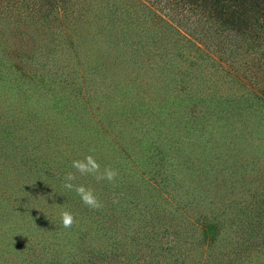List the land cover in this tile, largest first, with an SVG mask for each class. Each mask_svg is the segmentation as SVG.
Instances as JSON below:
<instances>
[{
	"label": "trees",
	"instance_id": "trees-1",
	"mask_svg": "<svg viewBox=\"0 0 264 264\" xmlns=\"http://www.w3.org/2000/svg\"><path fill=\"white\" fill-rule=\"evenodd\" d=\"M0 35V43L34 35L42 44L23 63L0 46V264H264V155L242 147L254 131L241 108L249 110L253 100L198 97L206 105L181 120L186 134L167 132L142 151L97 136L83 113L58 110L59 96L39 91L57 82L75 90L80 109L94 92L86 82L102 71L112 78L106 95L152 106L154 96L139 91L159 85L142 54L166 62L163 55L185 45L182 38L205 45L234 73L243 65L240 72L260 83L264 0H0ZM184 52L199 62L190 48ZM113 66L123 76H112ZM233 114L242 127L232 123ZM88 155L101 169L118 170L116 180L76 172L72 161ZM68 172L76 174L74 184L94 189L101 210L63 188ZM64 210L77 220L68 229Z\"/></svg>",
	"mask_w": 264,
	"mask_h": 264
},
{
	"label": "rangeland",
	"instance_id": "rangeland-1",
	"mask_svg": "<svg viewBox=\"0 0 264 264\" xmlns=\"http://www.w3.org/2000/svg\"><path fill=\"white\" fill-rule=\"evenodd\" d=\"M97 36H100V34H97ZM0 38L3 37L0 35ZM27 39L28 42H22L18 36L17 38L13 36L10 40L1 41L0 46H2L3 49L1 52L8 54L14 59L17 58L16 60L18 62L23 63L27 59V56L33 54L32 48L35 54L39 50V47H42L41 43L35 44V42H37L36 40L39 39L36 36L28 35ZM180 42L184 43L186 46L183 45L180 48L172 46L167 54L164 53L166 51L168 52V49H158L160 53L164 54L163 56L167 58L166 62H161L158 54H149L144 51L147 46H143V64L146 65L150 63L149 68L152 66L151 70L153 74H156L152 77V80H154L155 85H159V87L154 88L150 86L148 89L150 91L140 90L139 94L143 92L152 94L154 96V98H152L153 100H150L152 106H150L151 104L149 105L142 102L144 107L137 108L135 104L133 105L132 101H130L128 105L125 100H119L121 98L120 93L114 94L113 96L106 95L105 92L113 88V86L109 84L112 78H103L101 74L104 73H102V71H99L101 74H99L95 80L86 82V86L94 90V92L90 94L91 96L87 95L90 99L89 105L84 103L80 109H74V106H78V104L76 105L74 102L75 90L63 91L57 82H44L39 91H46L51 98L58 95V99L61 100L58 110L67 111L68 108H70L71 113H75L76 110L77 113H83L85 117H83L82 120L90 126L91 131L95 132L97 136L105 135L107 141H112L111 137L116 139L120 138L121 141L127 144L128 148H139L142 151L145 150L144 146L152 142V139L156 140L158 143L162 142L167 132H172L174 130L180 134H186L181 125V120L187 116L198 115L202 109L204 110L206 105L204 102L203 104H199L200 100L198 97L215 92L222 93L219 96L232 94L240 100V95L244 94L245 99L249 98L254 101L253 106L249 110L243 107L241 108L242 113L246 111L245 115L251 116L252 119L249 120V124L253 126L254 132L251 136L250 134H246V140L242 147H244V151L247 152H249L247 150L249 148H251V152H257V149H260V151L263 152L262 155H264V74L262 75L263 81L257 83L252 73L240 72L242 68L244 69L243 65H241L239 72L234 73V68L222 62L221 58L216 53L207 50L209 55L206 54L204 50L206 49L205 45H192L187 38L180 39ZM20 43H23L22 46ZM92 43H90V47ZM186 48H190V55L192 57H199L198 63L192 62L191 58H188L187 53L184 52ZM114 53H116L115 49ZM107 60L108 63L113 61L111 54L107 56ZM219 63L221 64V68L218 66ZM222 64H225L229 71L222 69ZM116 67L118 66H113L112 68ZM111 72L114 73L112 75L114 77L123 76V72L119 67ZM186 81L189 82L188 87H185ZM3 84L4 86H11L12 83L9 81ZM187 88H190L189 91ZM153 90L161 95V97L159 98ZM166 94L170 95L169 102H167L169 105L159 109L157 105L162 102V98H164ZM40 96L44 98L43 95ZM60 98H65V100ZM172 98H176L178 101L176 104H173V106L171 104ZM144 99L147 100L145 96ZM187 100L189 106L185 107L183 105H185ZM125 106H128V109H125L127 108ZM237 111L239 110H236V112ZM239 119L240 116L232 115L231 120H234L232 123L237 125V127L238 125L242 127V121H239ZM236 121H239V123ZM248 128L247 126V130ZM259 135H261V138L257 137V139L256 136ZM137 144H140L142 147ZM255 145L260 146L256 147ZM33 234L37 237L40 235L39 232L35 230Z\"/></svg>",
	"mask_w": 264,
	"mask_h": 264
},
{
	"label": "clouds",
	"instance_id": "clouds-1",
	"mask_svg": "<svg viewBox=\"0 0 264 264\" xmlns=\"http://www.w3.org/2000/svg\"><path fill=\"white\" fill-rule=\"evenodd\" d=\"M72 167L81 176L91 175L96 179L97 182L106 180L109 183H112L119 175L118 170L110 166H106L101 169V165L92 155H88L82 160H73ZM76 179L77 177L75 173H66L64 177L63 188L68 191H75L76 194L81 198L82 203L88 208L92 210H101L104 205L96 195L94 189L83 184H74L73 181ZM61 220L62 226L65 229L71 228L75 223H77L74 214L69 210H64L61 212Z\"/></svg>",
	"mask_w": 264,
	"mask_h": 264
}]
</instances>
